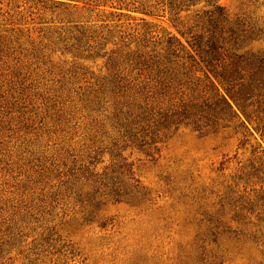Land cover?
Listing matches in <instances>:
<instances>
[{
    "label": "rangeland",
    "instance_id": "rangeland-1",
    "mask_svg": "<svg viewBox=\"0 0 264 264\" xmlns=\"http://www.w3.org/2000/svg\"><path fill=\"white\" fill-rule=\"evenodd\" d=\"M0 264H264V0H0Z\"/></svg>",
    "mask_w": 264,
    "mask_h": 264
}]
</instances>
